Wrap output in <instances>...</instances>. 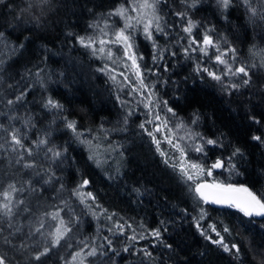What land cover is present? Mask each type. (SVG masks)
<instances>
[{"label": "trees", "instance_id": "1", "mask_svg": "<svg viewBox=\"0 0 264 264\" xmlns=\"http://www.w3.org/2000/svg\"><path fill=\"white\" fill-rule=\"evenodd\" d=\"M124 2L0 0V31L5 33L0 40V53L5 61L3 83L0 84V112L4 115H0V122L8 126L7 114L15 115L21 119L11 123L22 128V121L31 117L35 127L23 129L27 133L26 146L31 147L34 140L48 132V146L68 149L67 161L59 165L45 160L44 151L34 149L33 157L28 158L36 162L33 169H23L15 164L13 157L0 153V192L14 182L17 187L25 189L14 194L15 197L24 199L30 206V212H21L15 217V223L22 227V231L9 237L12 245L4 244L0 237V255L6 256L8 264H65L66 260H71V253L82 247L78 241L89 244L95 241L97 245L105 246V254L89 257L86 264H260L261 257H264V217H244L234 208L205 203L196 195L194 186L201 181L230 183L247 186L256 194L264 195V145L252 140L254 135L264 138V67L260 66L264 55V22H249L242 7L230 9L226 21L217 13L212 0H204L198 9L189 10L191 18L200 25L215 26L216 32L212 35L224 37L227 40L224 47L231 46L237 50L233 67L243 64L248 68L251 84L231 95L206 73L201 79L193 71L197 63L212 71L222 68V65L214 63V50L210 49L211 58L199 52H190V58L185 57L182 46H187L188 37L182 32L184 22L174 14L184 8L180 0H167L159 6L168 33V36H156L158 47L167 49L163 60L153 63L152 42L144 38L142 31H137L135 52L144 57L138 63L145 83L154 86L153 99L160 105L152 111L159 112L161 121L153 120L145 125L161 142L158 151L152 137L139 127L145 120L153 118L140 102L142 96L132 92L134 69H125V63L131 66V61L123 59V49L117 51L118 46H111L117 60L113 64L99 58V54L94 56L90 49L81 47L76 40L78 36L92 34L89 23L104 17ZM113 22L116 27H122L119 17H112L109 23ZM100 23L103 24L102 19ZM202 32L203 27L194 30L193 35L202 40ZM250 50L256 55L253 56ZM172 52L176 55L173 56ZM106 63L114 71L97 70ZM121 73L128 76L127 82ZM110 75L116 76L115 82ZM41 80L44 87L40 86ZM24 89L27 92L23 100L10 109L7 100H14ZM47 98L64 106L61 119L43 108ZM163 101L173 108L175 117L163 107ZM130 111L133 114L125 125L124 117ZM194 115H199L195 125L191 123ZM63 116L77 120L79 130L90 139L96 138L93 142L101 145L105 163L97 167L88 159L87 147L73 141L72 133L64 128ZM251 116L260 123L253 122ZM165 118L169 120V128L173 129V143L178 142V136L190 131L193 136L200 133L206 139H219L224 147L204 145V153H196L189 148L182 157L168 143L166 129L155 131ZM181 120L186 127L176 130L175 125ZM187 143L192 144L193 141ZM236 147L243 153L242 158H233L236 172H230L226 165L212 170L211 176L206 173L196 176L194 181H186L180 175L181 162L185 166L191 162L202 163L208 168L217 158L227 161ZM173 164L177 168L174 169ZM45 170L55 173L52 183H44L48 179ZM84 179L89 183L80 189L81 193H92L95 205H99L98 209L93 205L97 212L95 218L80 203V198L72 195ZM61 184L64 188L58 192ZM85 202L93 203L91 199ZM57 210H60L62 219L71 222V238L61 241L58 250H50L36 261L32 257L43 250L37 249L33 255L29 253L30 245L34 246L36 242L34 237L28 236L25 227L28 224L37 227V220L43 217L45 226L54 231L58 221L43 214ZM201 211L203 219H200ZM113 214V219L108 220L107 216ZM117 224L125 225L123 234L117 231ZM213 224L224 243L240 246V261L234 260L220 246L200 234L203 230L212 239H219L209 227ZM225 227L230 232H224ZM157 228L161 230L159 241L148 235ZM10 231L5 222L3 236H8ZM133 234H143L145 238L129 241L127 237ZM105 237L112 240L111 250ZM22 242L28 245L27 250H19ZM68 244L72 247L69 248ZM166 244L172 248L165 247ZM126 245L129 246L127 252L124 251ZM143 249L151 252V257L144 256Z\"/></svg>", "mask_w": 264, "mask_h": 264}, {"label": "snow or ice", "instance_id": "2", "mask_svg": "<svg viewBox=\"0 0 264 264\" xmlns=\"http://www.w3.org/2000/svg\"><path fill=\"white\" fill-rule=\"evenodd\" d=\"M204 0H180L181 5L184 6L183 10L177 11L174 14L180 18L182 22V32L188 37L187 46H182L183 53L186 58H190V52H199L203 56L210 57V49L215 51L214 63L217 65H222V68L217 69L216 71L210 70L209 67H204L201 63H197L193 69L197 75L201 76L203 79L204 73L207 76L221 84L225 91L230 95L232 92H238L241 88L247 87L251 84V76L248 71V68L243 64L238 67H233L236 63V53L237 50L234 47L227 45V40L222 36L214 37L212 33L216 32L214 25L212 26H202L200 23L191 18L189 14L190 9H198V6L201 5ZM42 3H47V0H42ZM162 3H167V0H125L124 3L119 4L116 8L109 11L105 14L104 17H100L97 20L89 23L88 27L92 29V34L86 36L76 37L77 42L86 49H90L92 54L95 56L99 54V58L110 60L113 64L117 63V60L114 59V53L111 46H118L117 51L120 48L123 49V59L130 60L131 66L125 63L124 67L126 70L134 69L135 83L132 85V92L139 93L142 96V102L145 109L148 110V115L152 116V120H145L141 123L139 127L147 131V134L152 137L153 143L157 145V150L159 151L160 141L153 135L152 131H148L145 128L146 124L152 123L153 120L161 121V116L159 112H153L154 107H159V103L153 99L155 93L152 91L154 86H151L145 83V76L141 71V65L138 63V60H143V56H138L135 52L136 45L134 43L135 34L137 31H142L144 38L152 42L153 47V63H156L157 60L164 59V53L167 49H160L156 43L157 34L168 36L166 32V23L164 22L163 16L160 14L159 6ZM214 8L217 10V13L223 17L226 21L228 19L227 13L230 9L234 7H242L247 16L249 22L255 24L257 20L264 22V0H212ZM91 11V10H89ZM112 17H119L122 21V27H116L115 23H109ZM103 20V24L100 23V20ZM203 27L202 36L203 39H198L193 35L194 30ZM69 36H72L73 33H68ZM5 36V33L0 31V40ZM184 37H181L183 40ZM23 47V46H21ZM14 52L15 49H12ZM252 51V50H250ZM172 55L175 56L176 53L172 52ZM252 55L255 56L256 53L252 51ZM211 58V57H210ZM261 67H264V55L261 56ZM5 61L2 59V53H0V84L3 83V73ZM256 65H252L255 67ZM98 71L111 73L114 69H110L109 65L106 63L103 68L97 69ZM149 71H151L149 69ZM167 71V67H165ZM37 76L40 75L39 72L36 73ZM62 75V74H61ZM124 75V73H121ZM225 77L228 78L225 81ZM110 79L114 82L116 81L115 75H110ZM128 76L124 75V80L128 81ZM41 87H44V81L41 80ZM11 87V85H9ZM27 92V89L21 90L20 94L15 97V99H8L7 105L11 109V106L21 102ZM2 103V100H0ZM163 107L167 108V112L171 113L173 117L176 116L175 111L172 107H168V102L163 101ZM43 108L49 112H52L57 119H61L62 113L64 111V106L58 101H55L51 98H47L43 102ZM133 113L130 111L124 117V124L127 125L128 117ZM0 115L4 113L0 112ZM7 119L9 120V125L6 126L4 123L0 122V153H7L10 157L14 158V162L17 165H20L23 169H33L36 167V162L33 159H28L33 157V150L39 149L44 151L45 160L57 165L63 164L67 161V147L63 150H58L53 146H48L50 141L48 136L50 133L45 132L43 136L38 137L32 142V146L28 147L25 145L24 141L27 139V133L23 131L25 128H34L35 124L32 122V118L28 117L22 121V128H17L12 121L20 120L21 118L15 115L7 114ZM250 119L255 123H260L255 116H251ZM199 121V115H194V118L191 120L193 125L197 124ZM55 123V120L53 121ZM62 123L64 128L72 133L73 141L81 145H85L88 149L89 156L88 159L95 163L97 167L105 163V159L102 158L103 153L101 150V145L99 143H94L96 139L88 138L85 135V132L79 130L78 122L75 119H69L67 116L62 117ZM169 120L165 118L160 126L155 128L156 132H159L163 129L167 130L168 135L166 139L168 143L176 150L181 153V156L186 155V151L191 148V150L196 153H204V145L209 146H220L224 147L223 143L219 139L205 138L202 134L196 133L195 136L189 131L186 132L184 136H178L176 143H173L172 132L173 129L169 128ZM186 127L185 123L181 120L175 125L176 130H182ZM192 140V144H188L187 141ZM252 140L259 141L264 145V138L259 135L252 136ZM179 141H184L185 143H180ZM198 141V142H197ZM106 151V150H104ZM38 154V153H37ZM161 155L165 153L161 152ZM243 157L242 150L239 147L234 148L231 155L227 158V161L221 158H217L210 167L205 168L202 163L191 162L187 166L184 165V162H181L179 165L180 175L185 178L186 181H194L196 176L204 175L205 173L208 176L213 174L214 169H220L228 167L230 172H236L237 166L233 163V158ZM165 163H168V160L165 159ZM172 167L177 168L176 164H173ZM191 170V171H190ZM119 171V170H117ZM45 175H48V179L44 180L45 184L52 183L55 179V173L50 170H45ZM237 174H239L237 172ZM37 175H41L40 172H37ZM43 179V176H41ZM30 183V182H29ZM89 183L87 179H84L76 189L73 190L72 195L80 198V203L85 205V208L88 209L92 216L97 217V212L94 210L93 205H95V197L92 193H81L80 189L86 186ZM64 185H60V189L57 191L63 190ZM25 189L22 187H17L13 183H9L7 188L3 192H0V237L3 239L4 244L12 245V240L10 236H15L17 233L22 231L21 226H17L15 223V217L18 216L21 212H30V206L26 205L25 200L16 198L14 194L24 192ZM35 191V189H33ZM139 192L138 189H136ZM194 191L196 195L205 203H212L221 205L227 208H234L244 217H264V195H258L254 191L250 190L249 187L244 185H234V184H225L221 182L208 183H196ZM86 199H91L92 204H87ZM23 206V207H22ZM95 208L98 209L99 205H95ZM43 215L49 216L52 220H57L58 224L55 227L54 231L47 233L46 239L49 240V244L43 248V251H38L32 257L36 261H40L41 257L47 255L52 248H56L61 244V241L70 239V233L72 232V227L70 226L71 222H66L60 217V210L51 213H44ZM105 215H107L105 213ZM107 216L108 220H112L113 216ZM204 213L201 211L200 219H203ZM7 222L8 228L11 230L8 236H3V225ZM163 224L164 222L161 221ZM37 227L30 228L28 236L34 237L36 234H40L42 237L45 235L42 233V229L45 226L43 217H40L37 220ZM117 231L120 234L124 233L125 225L117 224L115 225ZM128 228H131V225H127ZM197 227L199 228V221H197ZM212 232L216 233L219 239H212L207 232L201 230L200 234L204 236L206 240H210L211 243L220 246L225 253H229L234 260H241V249L240 246L236 243L228 245L224 243L223 237L220 236V232L217 231L216 225L209 226ZM166 230V229H165ZM111 232L112 229H109ZM224 232H230V229L225 227ZM148 235L153 237L156 240H161V230L159 228L152 229ZM145 236L141 234L137 236L133 234L128 236L129 241H135L138 239H144ZM107 241V246L111 250L112 240L105 237ZM82 247L78 251L71 253V260H66L65 264H86V261L89 257H96L98 254L104 255V245H97L95 241H92L91 244L85 241H78ZM69 248L72 247V244L67 245ZM15 248V245H13ZM165 247L171 249L172 245L166 244ZM28 249V245L23 242L19 246V250L24 251ZM88 249V251H85ZM124 251H129V246L124 247ZM143 251L144 256L151 257L152 253L146 249ZM0 264H8L5 255H0ZM260 264H264V257H261Z\"/></svg>", "mask_w": 264, "mask_h": 264}, {"label": "rangeland", "instance_id": "3", "mask_svg": "<svg viewBox=\"0 0 264 264\" xmlns=\"http://www.w3.org/2000/svg\"><path fill=\"white\" fill-rule=\"evenodd\" d=\"M90 79V78H89ZM7 223V222H6ZM35 226H33L32 224H28L25 228H27L28 230V233L30 231V228H34ZM42 233H44L45 235L42 237L40 234H36L34 236V243L35 245L32 246L33 244L30 245V248L32 246V248L30 249L29 248V253H31V255H33L37 249H41L43 250L42 248H44L46 246V244H49V240L46 239L47 237V233L51 232L50 229L48 228V226H44V228L41 230ZM65 246V245H64ZM58 247V246H57ZM52 248L51 250L55 251L56 249L58 250L59 248ZM28 253V254H29Z\"/></svg>", "mask_w": 264, "mask_h": 264}, {"label": "water", "instance_id": "4", "mask_svg": "<svg viewBox=\"0 0 264 264\" xmlns=\"http://www.w3.org/2000/svg\"><path fill=\"white\" fill-rule=\"evenodd\" d=\"M198 183H208V184H210V183L207 182V181H201V182H198ZM194 188H195V186H194ZM208 204H210V205H212V206H221V205L212 204V203H208Z\"/></svg>", "mask_w": 264, "mask_h": 264}, {"label": "bare ground", "instance_id": "5", "mask_svg": "<svg viewBox=\"0 0 264 264\" xmlns=\"http://www.w3.org/2000/svg\"><path fill=\"white\" fill-rule=\"evenodd\" d=\"M252 218H261V217H258V216H253Z\"/></svg>", "mask_w": 264, "mask_h": 264}]
</instances>
